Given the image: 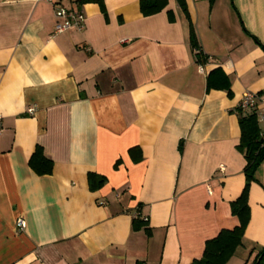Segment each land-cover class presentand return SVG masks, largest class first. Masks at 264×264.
Returning a JSON list of instances; mask_svg holds the SVG:
<instances>
[{"label": "crops", "instance_id": "crops-1", "mask_svg": "<svg viewBox=\"0 0 264 264\" xmlns=\"http://www.w3.org/2000/svg\"><path fill=\"white\" fill-rule=\"evenodd\" d=\"M54 1L83 10L85 28L53 36L49 0H0V264H192L239 225L237 109L244 93L264 94L253 38L264 43V0H186L190 19L176 0L151 16L141 0ZM216 68L231 94L207 89ZM38 145L54 162L50 175L29 165ZM90 173L104 186L91 190ZM256 179L228 264H252L264 247V162ZM137 215L151 236L133 230Z\"/></svg>", "mask_w": 264, "mask_h": 264}, {"label": "trees", "instance_id": "trees-1", "mask_svg": "<svg viewBox=\"0 0 264 264\" xmlns=\"http://www.w3.org/2000/svg\"><path fill=\"white\" fill-rule=\"evenodd\" d=\"M97 1L100 0H84ZM213 1V0H211ZM179 7L183 10L185 15L189 18L186 0H176ZM168 5V0H141V12L144 16H151L161 12ZM103 6V5H102ZM103 12L106 14L105 9ZM171 22L175 21L173 13H169ZM255 42L264 51V43L253 37ZM190 44L197 61L205 63L207 57L202 54L200 50L195 30L190 23ZM207 89H221L226 90L231 94V82L229 77L221 68H216L208 76ZM237 114L239 116V124L241 128V139L238 145V150L243 153L246 159V166L244 173L246 176V184L241 195L231 202V211L234 216L239 219V225L233 229H222L217 236L209 239L204 248L203 255L200 258L193 260L192 264H228L231 258L235 255L237 249L243 245L245 231L250 221V206H249V192L251 184L256 179V173L262 163L264 162V138L262 137L256 115L249 111H244L238 107ZM182 147V145L180 146ZM182 150V148H180ZM129 155L134 162H139L142 158V151L139 147H133L129 150ZM30 167L33 171L40 175H50L54 168V162L47 157L41 145H38L32 154ZM89 187L91 190L100 189L106 183V177L90 173L88 175ZM147 218H141L140 215L135 216L133 221V230L138 231L145 228L148 236L152 235V230L148 228ZM252 264H264V247L259 250Z\"/></svg>", "mask_w": 264, "mask_h": 264}, {"label": "built area", "instance_id": "built-area-1", "mask_svg": "<svg viewBox=\"0 0 264 264\" xmlns=\"http://www.w3.org/2000/svg\"><path fill=\"white\" fill-rule=\"evenodd\" d=\"M54 4L56 24L53 36L72 30H83L86 25V15L83 10L80 9H67L62 5H59L54 0H49ZM239 108L244 111L252 112L256 115L258 122L264 121V94L255 92L244 93ZM36 107L29 109L30 114H35ZM2 116L0 115V133L3 132ZM264 138V133L261 134ZM224 169V167H222ZM25 220L20 217L17 219V227L19 229L24 228Z\"/></svg>", "mask_w": 264, "mask_h": 264}, {"label": "rangeland", "instance_id": "rangeland-1", "mask_svg": "<svg viewBox=\"0 0 264 264\" xmlns=\"http://www.w3.org/2000/svg\"><path fill=\"white\" fill-rule=\"evenodd\" d=\"M241 263V262H240ZM242 264V263H241Z\"/></svg>", "mask_w": 264, "mask_h": 264}]
</instances>
